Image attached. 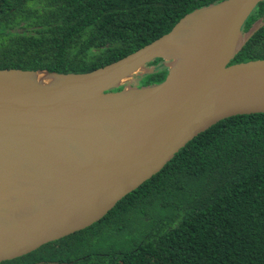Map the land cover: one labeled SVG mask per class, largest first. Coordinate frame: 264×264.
<instances>
[{
	"label": "water",
	"instance_id": "water-1",
	"mask_svg": "<svg viewBox=\"0 0 264 264\" xmlns=\"http://www.w3.org/2000/svg\"><path fill=\"white\" fill-rule=\"evenodd\" d=\"M263 1L197 9L90 73L0 69V264L98 223L222 120L264 113V59L231 64ZM156 59L166 79L132 86Z\"/></svg>",
	"mask_w": 264,
	"mask_h": 264
},
{
	"label": "trees",
	"instance_id": "trees-1",
	"mask_svg": "<svg viewBox=\"0 0 264 264\" xmlns=\"http://www.w3.org/2000/svg\"><path fill=\"white\" fill-rule=\"evenodd\" d=\"M222 1L0 0V69L90 73ZM261 19L264 1L243 32ZM263 59L264 27L231 64ZM147 67L132 86L166 79ZM1 264H264V113L222 120L98 223Z\"/></svg>",
	"mask_w": 264,
	"mask_h": 264
},
{
	"label": "rangeland",
	"instance_id": "rangeland-1",
	"mask_svg": "<svg viewBox=\"0 0 264 264\" xmlns=\"http://www.w3.org/2000/svg\"><path fill=\"white\" fill-rule=\"evenodd\" d=\"M134 82H135V79H134V80H132L130 84L132 85V83H134ZM137 83H138V82H137Z\"/></svg>",
	"mask_w": 264,
	"mask_h": 264
},
{
	"label": "clouds",
	"instance_id": "clouds-1",
	"mask_svg": "<svg viewBox=\"0 0 264 264\" xmlns=\"http://www.w3.org/2000/svg\"><path fill=\"white\" fill-rule=\"evenodd\" d=\"M163 65H164V63H163ZM189 144V143H188Z\"/></svg>",
	"mask_w": 264,
	"mask_h": 264
},
{
	"label": "flooded vegetation",
	"instance_id": "flooded-vegetation-1",
	"mask_svg": "<svg viewBox=\"0 0 264 264\" xmlns=\"http://www.w3.org/2000/svg\"><path fill=\"white\" fill-rule=\"evenodd\" d=\"M251 30V29H250ZM249 32V31H248Z\"/></svg>",
	"mask_w": 264,
	"mask_h": 264
}]
</instances>
